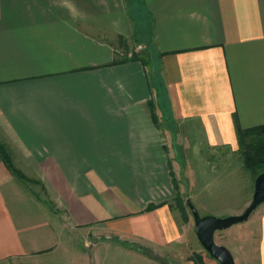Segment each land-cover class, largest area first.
Returning <instances> with one entry per match:
<instances>
[{
  "label": "crops",
  "instance_id": "1",
  "mask_svg": "<svg viewBox=\"0 0 264 264\" xmlns=\"http://www.w3.org/2000/svg\"><path fill=\"white\" fill-rule=\"evenodd\" d=\"M141 3L150 67L114 63L127 0H0V145L47 196L0 153V262L53 264L64 250L77 264H161L138 247L176 262L185 223L166 144L193 132L231 144L264 124V0ZM68 223L90 251L69 247ZM234 240L244 264H264V202Z\"/></svg>",
  "mask_w": 264,
  "mask_h": 264
},
{
  "label": "rangeland",
  "instance_id": "2",
  "mask_svg": "<svg viewBox=\"0 0 264 264\" xmlns=\"http://www.w3.org/2000/svg\"><path fill=\"white\" fill-rule=\"evenodd\" d=\"M127 5L129 12H131V35L127 39H124L123 36H110L109 39L114 42L119 57H122L124 52L135 51L150 67V64L157 63L151 37V18L145 11L141 0H127ZM152 81L155 86L159 87V79L155 74L152 76ZM162 111L164 119L167 120L168 113L166 110ZM179 138L180 142L175 141L173 144L166 145L170 151L168 160L174 167L173 179L177 182L179 200L175 201V210L181 222L185 223L183 227L185 242L181 246L179 260L176 262L164 260L167 261V264H219L203 249L195 234V239H192L194 220L187 201L189 200L197 208L201 216L224 217L240 214L244 210L251 200L255 178L254 172L245 167L241 153L243 146L249 143L250 136L242 141L238 139L231 144L209 143L197 132H193V135L188 136V138L186 137L189 139L188 141L185 140L186 138L182 139L181 135ZM27 188L34 192L37 198H47L41 183L37 180L35 182L26 180V192L28 191ZM37 210L40 209L37 208ZM41 214L43 213L41 212ZM247 222L248 219L229 228L216 231L214 234L215 242L229 249L236 264H244V258L233 252L235 251L234 237L236 232L247 225ZM67 229L69 247L75 246L82 252H88L89 248H84V244L90 245L93 239L81 237L79 235L81 230L72 227L70 223L67 224ZM232 246L233 250L231 249ZM64 247L66 246L63 233ZM106 252L103 254L105 260V257L108 256ZM187 252L191 254L189 258H185ZM76 261L75 253L63 250V255L56 262L53 261V264H77ZM31 262H33L32 259L17 257L4 260L0 264H33Z\"/></svg>",
  "mask_w": 264,
  "mask_h": 264
},
{
  "label": "water",
  "instance_id": "3",
  "mask_svg": "<svg viewBox=\"0 0 264 264\" xmlns=\"http://www.w3.org/2000/svg\"><path fill=\"white\" fill-rule=\"evenodd\" d=\"M264 202V170L254 179L251 200L240 214L217 217L213 215L201 216L197 208L188 200L187 205L194 220L195 235L203 249L219 264H236L234 258L225 246L217 244L214 239L216 231L243 222L252 212Z\"/></svg>",
  "mask_w": 264,
  "mask_h": 264
},
{
  "label": "trees",
  "instance_id": "4",
  "mask_svg": "<svg viewBox=\"0 0 264 264\" xmlns=\"http://www.w3.org/2000/svg\"><path fill=\"white\" fill-rule=\"evenodd\" d=\"M126 61H141L143 65H146V62L142 58H140V56L135 51H131L130 53L124 52L122 54V57L118 56L114 63H121ZM237 135L240 141L250 136L249 143H246L243 146L241 153L243 155L245 167L253 171L256 177L262 170H264V124L250 128H238ZM0 153L2 155V160L4 161L6 167L11 171V173L15 177H17L21 181H25L28 179L18 168H16L12 164L11 160L6 156V153L4 152L3 147L1 145ZM177 200H179V196H177ZM138 248L149 256L158 259L161 264H167V261H165L163 258L154 255L147 248Z\"/></svg>",
  "mask_w": 264,
  "mask_h": 264
}]
</instances>
